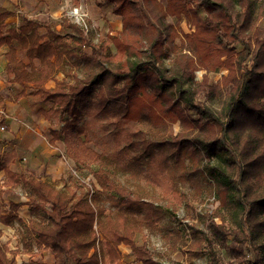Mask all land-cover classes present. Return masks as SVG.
<instances>
[{
	"label": "trees",
	"instance_id": "trees-1",
	"mask_svg": "<svg viewBox=\"0 0 264 264\" xmlns=\"http://www.w3.org/2000/svg\"><path fill=\"white\" fill-rule=\"evenodd\" d=\"M93 1L121 18L120 33L95 41L64 16L60 30L49 17H25L5 34L12 12L0 8V48L8 49L14 100L29 91L50 105L38 114L63 124L50 131V144L64 143L76 171L92 172L99 163L127 178L107 196L75 178L61 190L13 172L12 157L0 158L2 187L22 186L28 194L6 208L0 192V224L18 225L22 245L11 253L0 242V264L46 251L53 264H105L107 203L172 244L182 202L166 190L186 185L218 204L186 225L208 264H264V0ZM58 73L62 81H55ZM51 81L55 87L47 88ZM100 118L115 122L111 159L90 146L88 121ZM130 123L139 129L126 130ZM24 205L28 223L18 215Z\"/></svg>",
	"mask_w": 264,
	"mask_h": 264
},
{
	"label": "rangeland",
	"instance_id": "rangeland-1",
	"mask_svg": "<svg viewBox=\"0 0 264 264\" xmlns=\"http://www.w3.org/2000/svg\"><path fill=\"white\" fill-rule=\"evenodd\" d=\"M1 1L2 0H0V5L2 4ZM52 4L49 5L45 0L19 1L18 7L20 12L17 14L19 17H17L18 22H8L5 24L4 33L7 34V31L12 27H18L25 17H29L30 19H44L43 17H49V21L55 25L57 30H60V25L64 16H68L71 21L82 23V26L87 27L91 34L94 35L95 41L99 36L104 37L109 33L115 36L122 31L121 18L114 16L110 12H103L97 6L96 2L92 0H56L55 5L54 2ZM181 26L185 32H189L186 22H183ZM42 32L44 33V30H42ZM18 55L21 60L28 63L25 53L21 51L19 47ZM224 73H226V71H221V73L212 74V77L218 80ZM203 74L204 72H199L197 78L202 79ZM64 78L62 73H58L55 81H62ZM55 81L49 82V86L52 85L54 88ZM4 83L5 85H3V88L0 86V109L3 110V112H7L13 105L20 103L21 100H14L16 94H11L6 74L4 75ZM28 93L27 99L21 102L23 104L20 105V112L18 113L20 120L16 121V123L17 127H19L18 131L23 129L28 131L23 138L24 147L33 143V148L36 150L33 148L31 151L25 150L21 147L20 143L18 147L17 143L12 142L15 140L9 138L7 134V131L10 130V123L7 122L6 116L0 113V122L5 119L3 124L0 125V158H4L5 155L15 152L14 155L19 156L17 168L24 174L28 173L26 176H33L29 175V172L34 166L30 163V156L28 155H44L46 157L51 155L50 158H55V161L60 163L57 175L60 174L58 173L60 169H65L63 177L57 176L56 180H53L46 175V172H44V174L40 172L42 169H37L35 170L36 172L33 171V174L37 178H42V180L52 183L61 190H64L66 183L69 185L72 179L75 178L82 179L86 185H92L95 189L107 196L108 194H112L113 187L116 184L125 182L126 176H123L121 173L117 174L111 169L103 168L99 163L91 166L92 172L87 169L83 172L79 170L76 171V164L68 157L64 143L58 141L54 145L50 144V131L56 128L60 129L63 124H60L55 118L50 122L46 121L43 116L39 115V109H49L50 105L43 104L39 96L31 95L29 91ZM25 110H27V112H25ZM22 117H25V119H22ZM113 123H115L114 119L103 120L100 118L95 121H88L87 125L89 129L90 146L98 153L102 154V156H105V159L113 158L116 152L111 139V135L116 131V127ZM118 124L117 129L121 130L122 121L120 120ZM3 126H7L8 130L3 131ZM125 128L128 131L139 129L137 125L132 123L127 124ZM173 130L175 132L179 131V126L175 125ZM42 162H44V160ZM42 166L43 165L40 164V167ZM1 170L2 168L0 165V172ZM73 170L76 171V174L73 173ZM5 181L6 180H4V182ZM166 191L170 192L173 197L182 202L178 210L181 224L178 226L179 234L174 236V243L171 244L169 241H166V239L162 237V234L158 232L147 230L134 219L127 220L122 215H119L114 207L107 203L103 215L104 226L100 232V249L105 264H208L207 258L200 253L201 244L193 241L186 225H188V223L196 224L199 219V213L204 209H215L218 206L217 203H214L215 198L207 195V193L202 197H198L197 191L191 189L187 185L182 186L179 191L171 189ZM0 192L4 193L1 197H3V205L6 208H9L12 202L19 200L25 202L28 200V194L22 186H14L9 190H3L0 184ZM21 213H24V211H21ZM26 213H24V215H27ZM199 227L202 231H208L203 225ZM18 230V225L9 227L0 224V242L11 253L22 247ZM142 253H147L153 262L142 260L144 259ZM25 255L26 254L17 255L16 264L34 263L32 259L29 260ZM261 255H263V252H260V256Z\"/></svg>",
	"mask_w": 264,
	"mask_h": 264
},
{
	"label": "crops",
	"instance_id": "crops-1",
	"mask_svg": "<svg viewBox=\"0 0 264 264\" xmlns=\"http://www.w3.org/2000/svg\"><path fill=\"white\" fill-rule=\"evenodd\" d=\"M19 1H22V0H2L1 1L2 4L0 5V8L7 9V10H9V11L12 12V15L5 21V24H7L8 22H13V23L14 22L15 23L18 22V18L19 17H18L17 14H19V12H20L19 7H18L19 6L18 5V2ZM45 2H47L49 5H51L54 2V5H55L56 0H51V1L50 0H45ZM27 18H29V17H27ZM7 50L8 49L5 46L2 47V48H0V84H1L0 86H1V88H3V85H5V83H4V75L6 74V66H7L6 60H5V53L7 52ZM47 87L48 88H53L52 85L49 86V84H48ZM27 96H25L24 98H22L21 99V102L24 101V100H26L27 99L26 98ZM21 102L18 103L17 105H13V107H11L9 109V111H7V112H3V110L0 109V113L1 114H4L6 116V118H7V122L10 123V130H8L7 126H5V127H6V130H8L7 131V134L9 136V138L15 140V141H12V142L13 143L14 142L17 143L18 144V147H19V143H20L21 147H23L25 150L31 151L32 148L34 147L33 146V143H30L29 145H27L25 147L23 145V138H24L26 132H28V131H25L24 129L18 131L19 127H17V123H16V121H19L20 120V118H19L20 116L18 115V113L20 112V109H19L20 105L23 104ZM25 112H27V110H25ZM23 118L25 119V117H22V119ZM4 120L5 119H3L2 121H4ZM33 149L36 150L35 148H33ZM16 156L17 155H6L4 158L5 159L6 158L8 159V158L12 157V161H11V164H10L11 170H13V172H15V173L24 174L21 170H19L17 168V165H18L17 164V161H18V157L19 156H17V158H16ZM28 156H30V158H29L30 163L33 164L32 166H34V167L31 166L32 167V170L29 172V175H33L35 178H37V177L33 174V171L36 172L35 170H37V169L38 170H41L42 169L40 172H43V174H44V172H46V175H48L53 180H56L57 176L63 177V175L65 174V171H64L65 169H62V170L60 169L58 171V173H60V174L57 175V170L60 168V163L59 162H56L55 161V158H50L51 155H48L47 157L44 156V155H28ZM43 160H44V162H42ZM36 162H40V163H36ZM40 164H42L43 166L40 167ZM26 174H28V173H25L24 175H26ZM4 180H6L5 179V171L4 170H1V172H0V184L1 185H3L2 183H4ZM2 189L3 190H7V189L9 190V189H11V187L10 188L2 187ZM21 211L22 212L24 211V213L27 212L26 213L27 215H24V213H21ZM18 215L26 223H28L29 220L31 219V214H30V211H29V208H28L27 205H24V206H22L19 209ZM25 256L28 257L29 260L32 259V262H34L32 264H53L54 263V255L51 252H49V251L39 253V254H37V255H35L33 257L30 256V255H25Z\"/></svg>",
	"mask_w": 264,
	"mask_h": 264
},
{
	"label": "built area",
	"instance_id": "built-area-1",
	"mask_svg": "<svg viewBox=\"0 0 264 264\" xmlns=\"http://www.w3.org/2000/svg\"><path fill=\"white\" fill-rule=\"evenodd\" d=\"M79 24H82V23H79ZM2 130L5 131V130H6V127L3 126V127H2ZM73 173H75V171H73ZM75 174H76V173H75Z\"/></svg>",
	"mask_w": 264,
	"mask_h": 264
}]
</instances>
